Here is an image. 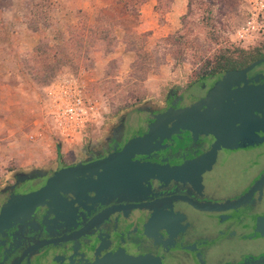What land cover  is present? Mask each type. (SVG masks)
<instances>
[{
	"label": "flooded vegetation",
	"instance_id": "1",
	"mask_svg": "<svg viewBox=\"0 0 264 264\" xmlns=\"http://www.w3.org/2000/svg\"><path fill=\"white\" fill-rule=\"evenodd\" d=\"M216 80L201 77L179 92L170 90L162 104L126 111L109 136L83 152L84 160L52 172L120 151L162 114L175 117L198 107ZM255 129L264 136V118ZM220 134L193 129L158 137L165 149L68 183L54 200L0 229V264H95L116 258H146V264H264V235L255 230L264 217V184L242 204H233L264 175V143L236 149L235 136L227 135L216 145ZM188 163L179 176L151 172L129 183L152 165L177 171ZM52 172L16 174L0 189V208L40 189ZM158 201L163 204L156 209H137ZM191 203L221 208L206 211Z\"/></svg>",
	"mask_w": 264,
	"mask_h": 264
},
{
	"label": "rangeland",
	"instance_id": "2",
	"mask_svg": "<svg viewBox=\"0 0 264 264\" xmlns=\"http://www.w3.org/2000/svg\"><path fill=\"white\" fill-rule=\"evenodd\" d=\"M112 1L0 0L1 19L6 21L4 25H9L6 30L10 33L15 29L20 42L26 40L19 44V51H23L21 64L34 88L29 96L20 94L21 103L9 109V114L0 115V189L13 182L16 174L49 173L63 163L84 160L83 152L109 136L122 114L143 104H162L170 90L179 92L199 79L204 61L221 47L249 49L264 41V0H238L237 7L222 16L215 9L214 15L219 19L216 29L220 35L217 43L207 37L203 2H194L188 9L187 0L184 3L177 0L174 8L173 0L165 13H154L149 3L156 0H145L138 26L133 28L141 36L132 38V44L129 41L125 44L122 28L111 27L117 39L111 53L97 46L89 50L85 58L76 52L77 71L69 66L60 67L47 84L34 81L31 75L41 76L46 72L40 61L32 60L30 53L34 47H29L33 40L25 31L34 35L36 45L43 37L57 49L70 30H78L85 23L92 25L100 11ZM148 14L153 23L143 21ZM33 27L39 29L37 33L31 31ZM131 49L150 58L149 69L142 80L133 78L130 70L135 57ZM67 75L76 78L86 95L97 102L100 115L96 126L87 127L81 133L77 145L63 144L49 120L44 122L47 129L40 123L39 127L34 125L47 105L46 89L52 84L56 86Z\"/></svg>",
	"mask_w": 264,
	"mask_h": 264
},
{
	"label": "water",
	"instance_id": "3",
	"mask_svg": "<svg viewBox=\"0 0 264 264\" xmlns=\"http://www.w3.org/2000/svg\"><path fill=\"white\" fill-rule=\"evenodd\" d=\"M264 64V57L254 61L252 64L242 70L223 72L217 77L210 93L196 108L188 109L181 115L172 117L170 113L162 114L157 120L148 124L142 132L128 145L120 151L107 155L104 158L88 161L86 163H77L65 166L55 172H52L45 184L38 190L16 197L12 202L0 208V229L9 225L11 220L17 216H27L35 208L54 200L59 196V191L68 183L85 177L99 170H107L117 166L120 163H128L136 156H145L167 146L161 145L156 141L158 137L170 139L171 135L180 134L181 131L196 130H214L218 133L217 144L223 143V137L233 135L235 140L232 142V148L249 149L264 143V136H260L255 126L258 120L264 118V84L259 86H250V80L247 78L254 69ZM243 84V88L240 87ZM237 86V88H234ZM191 167L188 163L185 167L175 171L168 166L152 165L149 168L142 169L140 173L135 174L130 180L140 179L142 176L151 173L153 175H163L166 178L179 176ZM39 173V171H36ZM44 174V172H41ZM47 175V174H46ZM25 176V179H28ZM164 180V179H163ZM264 184V175L259 179L256 185L240 200L233 204H242L251 195L253 190ZM161 202L147 203L137 206L138 210H152L162 205ZM195 208L200 210H217L219 205L196 204L191 203ZM116 211V209H113ZM94 227V224L88 228ZM256 231L264 235V217L258 218L256 222ZM146 258L140 261H133L124 258H116L110 262H99L95 264H146Z\"/></svg>",
	"mask_w": 264,
	"mask_h": 264
},
{
	"label": "trees",
	"instance_id": "4",
	"mask_svg": "<svg viewBox=\"0 0 264 264\" xmlns=\"http://www.w3.org/2000/svg\"><path fill=\"white\" fill-rule=\"evenodd\" d=\"M172 1L156 0L154 6L155 12L165 13L172 4ZM198 1L204 3L207 37L217 43L220 35L216 29V24H219V19L214 15L215 9L218 11V15L222 16L224 12L233 11L238 5V0H187L188 9H190L194 2ZM144 3L145 0H113L108 7L100 11V14L92 25L88 26L85 23L78 30H70L67 38H63V43L57 49L51 47L46 38L41 37L30 54L33 61H40L43 64L42 66L46 73L41 76L31 75L33 80L45 85L54 77L56 70L60 67L69 66L74 68V71H77L78 62H76L74 57V53L76 54V52L79 56L82 55L85 58L88 54L87 52L97 46L111 53L115 44H117V39L113 34L114 32L110 30L111 27L122 28L125 34V44L128 41L129 44H132V38H139L141 36L133 28L138 26L140 8ZM38 30L37 27L31 28V31L35 33ZM131 50L134 51L135 49ZM262 57H264V41L258 46L249 49H240L231 46L221 47L210 59L204 61L201 66L202 75L200 78L214 77L216 79L223 72L242 70ZM25 61L28 62L26 59ZM149 66L150 58L140 54L138 51L135 52L134 62L130 67V70L133 72V78L142 80L141 78L146 74ZM263 66L264 64L254 69L247 76L252 83L248 87L264 84Z\"/></svg>",
	"mask_w": 264,
	"mask_h": 264
},
{
	"label": "built area",
	"instance_id": "5",
	"mask_svg": "<svg viewBox=\"0 0 264 264\" xmlns=\"http://www.w3.org/2000/svg\"><path fill=\"white\" fill-rule=\"evenodd\" d=\"M60 81L46 89L47 105L42 117L54 125L55 135L63 144L77 145L81 133L98 124V104L86 95L84 87L73 76H63Z\"/></svg>",
	"mask_w": 264,
	"mask_h": 264
},
{
	"label": "crops",
	"instance_id": "6",
	"mask_svg": "<svg viewBox=\"0 0 264 264\" xmlns=\"http://www.w3.org/2000/svg\"><path fill=\"white\" fill-rule=\"evenodd\" d=\"M176 1L177 0H174L173 2V8L176 6ZM182 2L184 3L185 1L183 0ZM149 4H151L149 5L151 12H153L156 2L152 1ZM2 20L3 19H1L0 15V115L2 114L3 116L4 114H9L11 112L9 109L14 108L17 104L21 103L20 94H23V96H29L28 93L33 91L34 88L21 64V54L23 51H19V44H23L26 40H23L21 43V37L18 36L17 31L12 29L9 33L5 28L9 27V25H7L8 23L4 25L6 21ZM148 20L150 23H153L150 14L143 17L144 22ZM25 32V35H27L31 41L33 40L29 48L35 47L36 41H34V35L28 31ZM32 96L34 97V93H32ZM38 119L34 125L39 127L37 125L40 123L41 126L43 125V127L47 129V126L44 123L45 119L41 116ZM50 134H52L51 131Z\"/></svg>",
	"mask_w": 264,
	"mask_h": 264
}]
</instances>
